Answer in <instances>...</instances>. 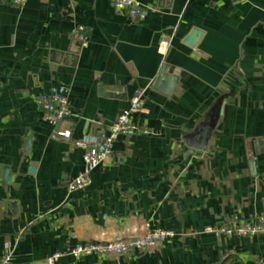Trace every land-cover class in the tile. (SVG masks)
<instances>
[{
  "label": "crops",
  "instance_id": "obj_1",
  "mask_svg": "<svg viewBox=\"0 0 264 264\" xmlns=\"http://www.w3.org/2000/svg\"><path fill=\"white\" fill-rule=\"evenodd\" d=\"M139 1L150 11L133 21L111 0H0V255L11 246V264L151 227L176 235L57 264H264V232L205 231L264 214V0ZM193 28L203 32L194 47L184 42ZM160 73L177 77L171 92L155 88ZM59 85L69 89L68 138L37 100ZM137 90L145 111L133 120L150 132L121 135L91 185L69 194L83 167L77 139L104 131ZM200 136L204 149L193 146Z\"/></svg>",
  "mask_w": 264,
  "mask_h": 264
},
{
  "label": "built area",
  "instance_id": "obj_2",
  "mask_svg": "<svg viewBox=\"0 0 264 264\" xmlns=\"http://www.w3.org/2000/svg\"><path fill=\"white\" fill-rule=\"evenodd\" d=\"M12 3L23 6L28 0H10ZM115 9L126 11L133 21L146 19L150 8L139 0H111ZM74 36L81 45L89 43V35L83 25H77L73 29ZM168 40H163L160 48L168 47ZM69 89L65 85L52 88L49 92L42 93L37 100L42 112V120L53 126L61 124L72 115L69 100ZM146 94L144 90H137L130 98L129 105L123 109L116 120L104 131L99 133H87L77 139L76 145L81 148L83 154V167L81 171L68 182L69 194L75 191H83L92 183V174L97 167L105 163L115 152V144L121 135L133 132L149 133V129L140 128L133 120V116L145 111ZM58 133L65 138L70 137V129H59ZM206 232H213L226 237L254 236L264 232V214L253 219H243L237 216L227 218L216 226H208ZM176 232L161 227H151L143 235L128 239L123 242H90L78 244L68 248L64 252H54L45 259L34 264H57L64 254L77 256L92 253L125 255L145 248L155 246L168 238L174 237ZM14 258V249L8 246L0 255V264H11Z\"/></svg>",
  "mask_w": 264,
  "mask_h": 264
},
{
  "label": "water",
  "instance_id": "obj_3",
  "mask_svg": "<svg viewBox=\"0 0 264 264\" xmlns=\"http://www.w3.org/2000/svg\"><path fill=\"white\" fill-rule=\"evenodd\" d=\"M203 35V32L202 30L198 29V28H193L192 31L190 32V34L185 38L184 42L186 44H188L189 46H195L199 40L201 39ZM176 80H177V77L176 76H172L170 74H166V73H160L159 76L157 77V80L155 82V88L157 89H160L164 92H171L175 83H176ZM60 125L61 124H58L56 126V129H55V132L58 136H61L58 131L60 129ZM62 137V136H61ZM202 136L199 137V142H197V144H193L194 147H199L201 149H204L205 147V144L200 142L202 140ZM31 146V139H29L27 141V149H29V147ZM30 170L31 171H34L35 170V166H31L30 167ZM4 176H5V179L7 182H9L12 178V175L10 174L8 168L6 167L5 168V171H4ZM14 208H15V204L13 205Z\"/></svg>",
  "mask_w": 264,
  "mask_h": 264
}]
</instances>
